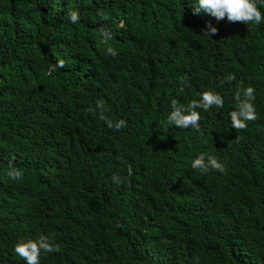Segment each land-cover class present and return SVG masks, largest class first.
Returning <instances> with one entry per match:
<instances>
[{"label": "trees", "instance_id": "1", "mask_svg": "<svg viewBox=\"0 0 264 264\" xmlns=\"http://www.w3.org/2000/svg\"><path fill=\"white\" fill-rule=\"evenodd\" d=\"M194 6L0 0V264H25L14 246L42 235L60 251L41 264H264V22ZM248 86L257 119L236 131L228 114ZM208 90L224 107L196 109L199 131L166 125L173 99ZM98 104L127 127L108 128ZM201 153L226 171L193 169Z\"/></svg>", "mask_w": 264, "mask_h": 264}, {"label": "clouds", "instance_id": "2", "mask_svg": "<svg viewBox=\"0 0 264 264\" xmlns=\"http://www.w3.org/2000/svg\"><path fill=\"white\" fill-rule=\"evenodd\" d=\"M195 6L192 7L193 15H198L201 10L211 15L216 20H223L227 18L232 23H243L245 25L256 24L259 25L264 22V14L260 11L258 6V0H194ZM260 3H264V0H260ZM69 21L72 24H76L80 21V13L78 10L71 11L67 14ZM101 37L106 41L112 38V33L107 29H101ZM217 33L215 27L209 25V29L205 31L203 36L211 37ZM107 53L115 57L118 53L112 47L107 48ZM65 67V61L59 60L56 64L52 65V70L62 69ZM233 75L227 77V81L234 80ZM225 81L221 82V85ZM255 88L252 86L241 87L235 96L238 103L236 110L231 111L228 116L231 124V128L236 131L246 130L248 122L255 121L257 119L256 108L254 106L255 101ZM223 108L224 100L218 93L208 90L201 93L199 100H193L187 107L180 106L176 99L171 102L172 111L167 117L166 125L175 126L179 129H195L199 131L201 129V116L196 109H202L208 111L211 108ZM97 108L100 109L99 118L105 121L108 128H115L117 131H121L127 127V121L120 119L113 122L109 119L105 112L108 110L103 104H98ZM88 111L92 112L95 109L89 108ZM239 137L236 138L239 142ZM191 167L196 170H201L204 173L209 171H218L224 173L226 171L225 165L221 163L217 157L212 155H206L201 153L197 156L191 164ZM127 174L129 177L133 175V169L131 165H128ZM7 176L13 180H19L22 178L23 173L21 170L13 167L9 164V171ZM113 182L121 184L123 181L119 175L112 177ZM60 246L52 243L47 236H40L38 239L21 240L14 246V253L25 262V264H41V256L45 253L59 252Z\"/></svg>", "mask_w": 264, "mask_h": 264}]
</instances>
